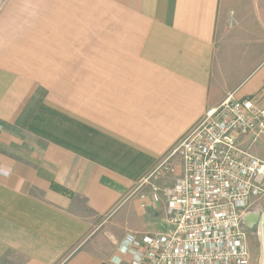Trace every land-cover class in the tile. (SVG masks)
<instances>
[{
    "label": "crops",
    "instance_id": "obj_1",
    "mask_svg": "<svg viewBox=\"0 0 264 264\" xmlns=\"http://www.w3.org/2000/svg\"><path fill=\"white\" fill-rule=\"evenodd\" d=\"M247 96L264 102V0H4L0 264H115L128 233H166L169 188L139 183Z\"/></svg>",
    "mask_w": 264,
    "mask_h": 264
},
{
    "label": "built area",
    "instance_id": "obj_2",
    "mask_svg": "<svg viewBox=\"0 0 264 264\" xmlns=\"http://www.w3.org/2000/svg\"><path fill=\"white\" fill-rule=\"evenodd\" d=\"M264 140V102L227 97L206 109L153 168L176 172L166 194L160 235L128 233L115 264H248L246 217L264 197V161L251 146ZM128 257V260L125 258Z\"/></svg>",
    "mask_w": 264,
    "mask_h": 264
},
{
    "label": "rangeland",
    "instance_id": "obj_3",
    "mask_svg": "<svg viewBox=\"0 0 264 264\" xmlns=\"http://www.w3.org/2000/svg\"><path fill=\"white\" fill-rule=\"evenodd\" d=\"M3 2L4 0H0V6L3 4ZM251 151L254 155L258 156L264 161V140L261 139L253 143V145L251 146ZM176 169H177L176 170L177 172L175 173V175L167 174L162 177L158 175L156 176V173L151 175V173L153 172L151 171L149 175L145 176L144 179L139 184L141 185L143 184L142 187L144 188V192L147 191L148 193L149 191L154 189V191L157 190L156 191L157 195L161 196V187L165 186L170 189L173 186V181L175 177L177 176V174L179 173V171L181 173L180 166L178 168V165H177ZM156 188H159V189H156ZM162 192L165 193V190H163ZM252 211L253 213L258 212L261 214L264 212V197H262L259 201H257L253 205ZM247 244L251 250V253L249 255L248 264H259L260 259H261V241H260V238L257 232L253 233L251 242L248 241V236H247Z\"/></svg>",
    "mask_w": 264,
    "mask_h": 264
},
{
    "label": "flooded vegetation",
    "instance_id": "obj_4",
    "mask_svg": "<svg viewBox=\"0 0 264 264\" xmlns=\"http://www.w3.org/2000/svg\"><path fill=\"white\" fill-rule=\"evenodd\" d=\"M254 216L250 217H246L245 221H246V229H247V236H248V241L251 242L252 240V235L253 233L257 232L258 235H260L261 237V225H260V221H256L253 218ZM248 250H249V255L251 253L250 247L248 246Z\"/></svg>",
    "mask_w": 264,
    "mask_h": 264
},
{
    "label": "water",
    "instance_id": "obj_5",
    "mask_svg": "<svg viewBox=\"0 0 264 264\" xmlns=\"http://www.w3.org/2000/svg\"><path fill=\"white\" fill-rule=\"evenodd\" d=\"M254 216V220L260 221L261 225V237L259 235L260 241H261V259L259 264H264V212L261 213H251L249 215V218Z\"/></svg>",
    "mask_w": 264,
    "mask_h": 264
},
{
    "label": "bare ground",
    "instance_id": "obj_6",
    "mask_svg": "<svg viewBox=\"0 0 264 264\" xmlns=\"http://www.w3.org/2000/svg\"><path fill=\"white\" fill-rule=\"evenodd\" d=\"M254 218V217H253Z\"/></svg>",
    "mask_w": 264,
    "mask_h": 264
}]
</instances>
